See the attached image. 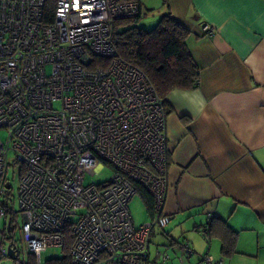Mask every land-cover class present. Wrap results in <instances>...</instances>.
<instances>
[{
	"label": "built area",
	"instance_id": "1",
	"mask_svg": "<svg viewBox=\"0 0 264 264\" xmlns=\"http://www.w3.org/2000/svg\"><path fill=\"white\" fill-rule=\"evenodd\" d=\"M46 2L0 0V264H28L15 242H2L4 230L15 233L18 212L35 264L48 247H63L67 224L72 264H162L168 256L158 260L149 246L154 229L169 223L164 101L113 44L115 20L138 17L140 4L54 0L46 21ZM14 165L18 210L7 177ZM104 166L109 180L84 183ZM138 186L151 195L153 214L135 227L128 203Z\"/></svg>",
	"mask_w": 264,
	"mask_h": 264
},
{
	"label": "crops",
	"instance_id": "2",
	"mask_svg": "<svg viewBox=\"0 0 264 264\" xmlns=\"http://www.w3.org/2000/svg\"><path fill=\"white\" fill-rule=\"evenodd\" d=\"M138 2V18L157 24L169 10L189 31L199 70L195 88L165 99L169 242L154 257L167 255L162 264H205V255L222 264H264V0ZM205 23L213 26L210 36L202 33ZM226 226L235 235L223 253Z\"/></svg>",
	"mask_w": 264,
	"mask_h": 264
},
{
	"label": "trees",
	"instance_id": "3",
	"mask_svg": "<svg viewBox=\"0 0 264 264\" xmlns=\"http://www.w3.org/2000/svg\"><path fill=\"white\" fill-rule=\"evenodd\" d=\"M138 1V0H137ZM54 0H47L46 10L51 21ZM136 18L118 19L114 22L113 44L117 53L127 62L140 68L152 83L156 93L163 99L174 89H193L199 82V70L186 44L189 31L165 11L157 24L151 29H144L135 24ZM97 62H106L97 58ZM149 213H152L153 201L151 195L141 186L137 192ZM230 237H224L223 253L232 249L235 232L226 226ZM208 231L206 229L205 234ZM227 235V234H226ZM63 256L53 259L50 264H72L69 249L73 235L69 224L64 232ZM30 255V254H29ZM28 264H35L32 255Z\"/></svg>",
	"mask_w": 264,
	"mask_h": 264
},
{
	"label": "rangeland",
	"instance_id": "4",
	"mask_svg": "<svg viewBox=\"0 0 264 264\" xmlns=\"http://www.w3.org/2000/svg\"><path fill=\"white\" fill-rule=\"evenodd\" d=\"M143 17V16H142ZM138 18L135 22V24L139 27H142L144 29H151L156 25V22L154 24H150V17L146 15L145 18ZM0 138L5 139V131L0 130ZM12 155H9V158L11 159ZM113 174V170L109 166H104L99 172L90 175L87 174L84 178V183H101L103 181L109 180ZM7 177L10 182V190L9 193L11 194L12 201L14 203V208L18 210V204H17V188L19 184V167L18 165L9 166ZM128 210L131 215L133 224L135 227L142 224L145 220L148 219V213L146 211V208L142 202V199L138 193L134 194L132 199L128 203ZM10 217V215L7 216V219ZM17 225L15 226V233L10 237L6 230L3 231L2 235V242L5 244H8L10 242H15L16 246L19 250V259L22 262H28L29 260V251L26 247V242L23 238V233L20 229V226L22 224L23 218L20 215V213H17ZM165 230V229H164ZM160 230L158 227L154 229V232L150 239V246L149 250L152 256H154L155 251H161L164 252L165 245L169 242L166 237L163 235V231ZM63 247H48L45 251L41 253V263L40 264H50V262L53 259L61 258L63 256ZM3 264H7V259L3 261Z\"/></svg>",
	"mask_w": 264,
	"mask_h": 264
},
{
	"label": "water",
	"instance_id": "5",
	"mask_svg": "<svg viewBox=\"0 0 264 264\" xmlns=\"http://www.w3.org/2000/svg\"><path fill=\"white\" fill-rule=\"evenodd\" d=\"M9 256H10V258H12V259H15V253H14V251H13V249L12 248H9Z\"/></svg>",
	"mask_w": 264,
	"mask_h": 264
},
{
	"label": "clouds",
	"instance_id": "6",
	"mask_svg": "<svg viewBox=\"0 0 264 264\" xmlns=\"http://www.w3.org/2000/svg\"><path fill=\"white\" fill-rule=\"evenodd\" d=\"M193 91H198V90H193ZM194 114H199L198 112H194Z\"/></svg>",
	"mask_w": 264,
	"mask_h": 264
}]
</instances>
